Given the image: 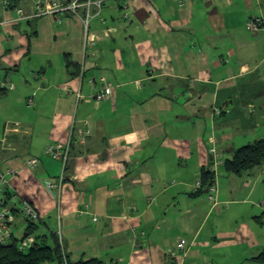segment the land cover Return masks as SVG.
<instances>
[{"label":"crops","instance_id":"0c3cea01","mask_svg":"<svg viewBox=\"0 0 264 264\" xmlns=\"http://www.w3.org/2000/svg\"><path fill=\"white\" fill-rule=\"evenodd\" d=\"M33 2L0 0V82L15 87L0 118L18 124L0 145V171H18L0 197L30 204L40 234L60 221L69 264H264V163L222 164L264 139V0H102L93 46L82 8L28 18ZM71 130L68 178L47 189L61 163L44 150ZM203 171L216 204L194 193Z\"/></svg>","mask_w":264,"mask_h":264},{"label":"built area","instance_id":"2783aa9c","mask_svg":"<svg viewBox=\"0 0 264 264\" xmlns=\"http://www.w3.org/2000/svg\"><path fill=\"white\" fill-rule=\"evenodd\" d=\"M3 5L5 7L8 6V2L3 1ZM102 6V0H34L31 14L27 16L28 18H37L44 15H54V14H70L72 18H80L78 14V9L82 8L85 12L83 22V42L84 46H93L95 44V39L93 35L89 31V23L91 19V9L95 7L97 9V14L100 13V9ZM17 17L19 19H23L26 15L19 8L14 9ZM262 25L261 18H252L249 19L245 26L246 29L252 33H256L259 30V27ZM92 35V37H91ZM14 85L11 83L0 82V90L1 91H13ZM107 91V90H106ZM108 92H102L95 96L96 102H104L108 98ZM28 105L32 106V100L27 101ZM18 129V124H5L3 128V135L0 137V145L3 146L7 143V135L11 131H16ZM89 135V131L87 129L83 130L80 133L78 142L84 144L87 137ZM76 142L73 139L72 130L70 131L67 138L63 141L57 142L55 144L48 145L44 154L49 156L50 158L57 160L61 163V172L60 175L55 179H49L46 181V188L50 190H58L60 191L65 180L68 178L67 171L68 166L70 164V150L72 143ZM209 153L213 158L217 157L216 150L214 147L209 148ZM39 160L37 158H30L26 162V167L30 169H34L38 166ZM223 164V163H222ZM217 163L214 162L212 166V170L215 171ZM18 175V171L13 168L6 169L0 172V192L2 188L11 186V180L16 178ZM200 187V182L198 181L194 186V192H196ZM210 194L215 193V188L211 185L207 188ZM208 199L212 201L214 204L213 196L209 195ZM21 217L25 221L36 223L39 220V215L35 211V209L28 203H24L22 205L21 210H15L14 212L5 202V196L0 197V244H7L11 238L13 237V224L15 222L16 217ZM96 220V219H94ZM57 235L59 237V242L61 244V248L63 250V243L60 231V221H58ZM33 243V238L30 236H26L23 240L20 241L19 249L25 250L31 246ZM176 248L178 250L186 251L184 243H178ZM167 255L169 257H174V251L169 249L167 251ZM64 264H68L67 260L64 258Z\"/></svg>","mask_w":264,"mask_h":264},{"label":"trees","instance_id":"16d2710c","mask_svg":"<svg viewBox=\"0 0 264 264\" xmlns=\"http://www.w3.org/2000/svg\"><path fill=\"white\" fill-rule=\"evenodd\" d=\"M5 94L6 91L0 90V97ZM263 163L264 139H259L236 149L232 157L223 161V170L228 174L241 175L253 168L261 166ZM212 182L213 173L211 171H203L200 176V187L194 193L203 194L204 190L211 186ZM6 201L7 198L5 197V202ZM6 204L8 205L7 202ZM10 208L13 212L15 211L12 207ZM39 220L36 223L24 220L28 224L25 233L33 238V243L29 248L25 250L19 249V244L24 233L19 239H16L13 235L7 244H0V264H64V258L69 264L65 251L61 248L59 237L56 233L57 229L55 232L39 234L37 232V229H39ZM36 233L39 235H36ZM255 261L264 263V251L255 258ZM86 264L102 263L98 261H88Z\"/></svg>","mask_w":264,"mask_h":264},{"label":"rangeland","instance_id":"374dc122","mask_svg":"<svg viewBox=\"0 0 264 264\" xmlns=\"http://www.w3.org/2000/svg\"><path fill=\"white\" fill-rule=\"evenodd\" d=\"M84 16H85V15H84ZM90 20H91V19H90ZM263 90H264V87H263ZM13 91H14V90H13ZM13 91L9 92L8 95L11 94ZM10 106L13 107L12 104H11ZM7 108H8V110H10L9 107H7ZM1 112H2V111H1ZM5 124H12V122H8L7 120H3V118H0V129H1V127L4 126ZM214 194H215V193H213V194L206 193L207 196L211 195V196H213V197H214ZM17 208H18V207H16V209H17ZM27 226H28V224H27V223H26L21 217H18V216H17V217L15 218V222H14V224H13V228H14V233H15V238H16V239L21 238L22 234L25 233V230H26ZM38 228H39V227H38ZM39 234H40V233H39ZM39 234L36 233V235H39Z\"/></svg>","mask_w":264,"mask_h":264},{"label":"water","instance_id":"95a60500","mask_svg":"<svg viewBox=\"0 0 264 264\" xmlns=\"http://www.w3.org/2000/svg\"><path fill=\"white\" fill-rule=\"evenodd\" d=\"M207 192H208V190L206 189V190L204 191V193H207ZM26 236H27V233H24L23 236H22V240H23Z\"/></svg>","mask_w":264,"mask_h":264},{"label":"bare ground","instance_id":"6f19581e","mask_svg":"<svg viewBox=\"0 0 264 264\" xmlns=\"http://www.w3.org/2000/svg\"><path fill=\"white\" fill-rule=\"evenodd\" d=\"M14 230V229H13ZM13 235H14V233H13ZM15 236V235H14Z\"/></svg>","mask_w":264,"mask_h":264}]
</instances>
